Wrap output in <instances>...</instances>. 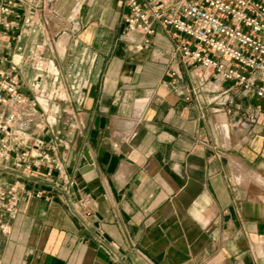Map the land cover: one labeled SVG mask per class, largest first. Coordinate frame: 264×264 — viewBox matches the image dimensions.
I'll return each mask as SVG.
<instances>
[{
	"label": "crops",
	"instance_id": "1",
	"mask_svg": "<svg viewBox=\"0 0 264 264\" xmlns=\"http://www.w3.org/2000/svg\"><path fill=\"white\" fill-rule=\"evenodd\" d=\"M124 1L55 0L48 19L58 31L4 39L8 56L18 44L25 57L35 42L54 43L42 56L55 59L53 89L67 97L52 100L60 143L47 151L73 183L64 196L37 198L63 184L57 170V181L2 182L21 201L10 232L0 231V264H264V116L241 126L185 101L189 74L201 69L182 63L162 29L148 45L126 35ZM20 69L31 97L30 71ZM83 196L92 204L75 212Z\"/></svg>",
	"mask_w": 264,
	"mask_h": 264
},
{
	"label": "built area",
	"instance_id": "2",
	"mask_svg": "<svg viewBox=\"0 0 264 264\" xmlns=\"http://www.w3.org/2000/svg\"><path fill=\"white\" fill-rule=\"evenodd\" d=\"M55 0H0V48L9 49L6 37L19 41L49 24L55 14ZM126 35L140 34L145 45L149 36L162 29L173 41L174 52L186 67L201 69L189 74L185 101L193 100L204 114L212 104L213 112L234 114L238 124L257 123L264 116V106L243 105L236 96H254L264 102V0H125ZM134 41V39H132ZM21 47L10 56L0 53V231L10 232L19 212L20 190L2 182H57L49 192L37 189L34 196H64L73 181L62 171L58 159L48 148L60 143L59 108L51 97L21 93ZM176 80L184 74L171 72ZM214 82L213 89L208 86ZM229 83L219 89L220 82ZM204 92H211L208 99ZM223 128V126H221ZM222 134L228 138V128ZM213 145L219 155L222 145ZM216 153V154H217ZM42 166L44 168L42 169ZM92 204L90 196L71 203L74 211ZM88 213V211L86 212Z\"/></svg>",
	"mask_w": 264,
	"mask_h": 264
},
{
	"label": "rangeland",
	"instance_id": "3",
	"mask_svg": "<svg viewBox=\"0 0 264 264\" xmlns=\"http://www.w3.org/2000/svg\"><path fill=\"white\" fill-rule=\"evenodd\" d=\"M52 17L53 15L51 16V18ZM57 29L58 28L56 26H52L51 21H49V25L42 28L40 32L36 31L34 33H31L30 35L35 37L39 35L40 33H46L49 30L56 31ZM41 45L42 44H40V42L39 43L35 42L33 48L31 49L29 48V51L25 53V55L28 56V58H26L25 56V57H22V59H20V56L18 55H16L14 58L16 62L21 63L19 64L20 68L23 63V70L27 69L28 67V70L30 71L29 77L27 76L26 79H23L25 80V83L27 84L29 88L28 92L36 96L51 97L52 99L56 98L57 100L64 99L67 97L66 91L53 89L55 78L58 75V70H57L58 64L56 63L55 59H53L52 57L44 56L43 58L42 56V52H45L46 55L52 54L54 43L52 41L50 43L48 42V44H46L45 46V49L42 48ZM18 46L21 47V45L19 44ZM23 51L24 49L21 48L20 53L21 54L24 53ZM25 62L27 63L25 64ZM44 84H46V86L50 88L48 90L44 89L43 87ZM64 113L66 112L64 111ZM261 181L264 182V180H261Z\"/></svg>",
	"mask_w": 264,
	"mask_h": 264
}]
</instances>
